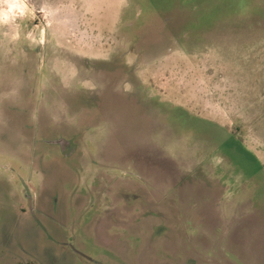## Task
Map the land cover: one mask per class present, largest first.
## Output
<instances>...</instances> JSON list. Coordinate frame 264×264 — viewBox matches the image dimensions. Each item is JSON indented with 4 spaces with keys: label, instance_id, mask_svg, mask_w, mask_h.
Listing matches in <instances>:
<instances>
[{
    "label": "rangeland",
    "instance_id": "obj_1",
    "mask_svg": "<svg viewBox=\"0 0 264 264\" xmlns=\"http://www.w3.org/2000/svg\"><path fill=\"white\" fill-rule=\"evenodd\" d=\"M0 264H264V0H0Z\"/></svg>",
    "mask_w": 264,
    "mask_h": 264
}]
</instances>
